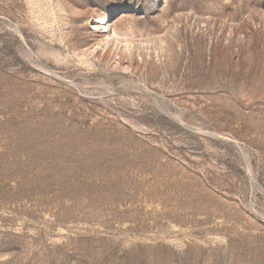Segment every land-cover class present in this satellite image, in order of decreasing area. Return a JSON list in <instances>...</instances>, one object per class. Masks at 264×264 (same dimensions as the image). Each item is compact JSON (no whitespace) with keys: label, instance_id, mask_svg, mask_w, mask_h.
I'll use <instances>...</instances> for the list:
<instances>
[{"label":"rangeland","instance_id":"obj_1","mask_svg":"<svg viewBox=\"0 0 264 264\" xmlns=\"http://www.w3.org/2000/svg\"><path fill=\"white\" fill-rule=\"evenodd\" d=\"M0 264H264V0H0Z\"/></svg>","mask_w":264,"mask_h":264}]
</instances>
